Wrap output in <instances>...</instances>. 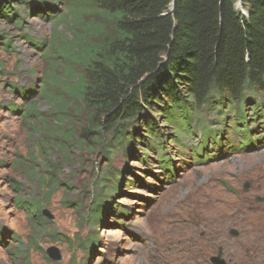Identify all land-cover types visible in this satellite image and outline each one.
Segmentation results:
<instances>
[{"label": "rangeland", "instance_id": "374dc122", "mask_svg": "<svg viewBox=\"0 0 264 264\" xmlns=\"http://www.w3.org/2000/svg\"><path fill=\"white\" fill-rule=\"evenodd\" d=\"M1 1L0 264H213L220 247L228 264H264V92L257 98L247 91L252 102L242 103L245 119L238 121L237 110L223 103L206 104L188 113L189 133L174 132L161 116L159 134L145 133L153 146L140 138L141 130L129 144L104 153L99 143L82 141L85 117L75 115L79 102L64 91L74 81L60 77L65 57L50 58L77 37L75 17L66 20L68 0H13L10 19ZM83 6L86 1L76 7ZM236 6L242 9L240 0ZM52 75L57 80L49 83ZM105 138V145L115 142ZM113 172L121 185L113 175L116 187L109 190L102 178ZM212 189L227 197V209L238 201L248 213H260L256 227L239 220L213 226L206 214L218 206L205 201ZM93 190L106 191L102 200ZM33 206L43 214L39 224L28 212ZM93 206L100 207L97 219ZM166 226L181 237L163 243ZM51 247L59 249V260L49 257ZM169 252L180 258L170 261Z\"/></svg>", "mask_w": 264, "mask_h": 264}, {"label": "trees", "instance_id": "16d2710c", "mask_svg": "<svg viewBox=\"0 0 264 264\" xmlns=\"http://www.w3.org/2000/svg\"><path fill=\"white\" fill-rule=\"evenodd\" d=\"M12 1H1L6 17L8 9H15ZM84 1L88 7H76ZM237 1L68 0L71 13L66 20L75 17L77 37L54 49L50 58L66 59L60 77L74 81L64 91L79 102L75 115L85 117L82 141L88 140L89 147L99 143L105 153L129 144V136L142 130L140 138L153 146L145 133L159 134L156 120L161 116L173 124L174 132L189 133L193 114L188 113L219 102L237 110L238 121L245 119L242 103L252 102L247 91L257 98L264 92V0H240L242 9ZM90 16H100L104 23L86 21ZM14 23L22 22L17 17ZM54 79L49 77V83ZM253 104L255 116L261 115L260 104ZM107 135L115 142L105 145ZM113 175L121 185L114 172L101 185L115 188L110 184ZM105 192L93 190V197L100 201ZM99 209L92 208L95 219ZM28 212L35 224L43 219L38 206Z\"/></svg>", "mask_w": 264, "mask_h": 264}, {"label": "bare ground", "instance_id": "6f19581e", "mask_svg": "<svg viewBox=\"0 0 264 264\" xmlns=\"http://www.w3.org/2000/svg\"><path fill=\"white\" fill-rule=\"evenodd\" d=\"M215 177V176H214ZM218 178V177H217ZM220 178V177H219ZM212 179V178H211ZM214 179V178H213ZM222 179H223V177H222ZM221 179V180H222ZM212 181V180H211ZM228 181H230V180H228ZM209 183V182H208ZM215 184V183H214ZM263 184V183H262ZM209 185V184H208ZM204 186V185H203ZM214 186V185H213ZM212 187V186H211ZM205 194H206V199H205V201L206 202H210V201H212L214 204H215V206L217 205L218 207L216 208V209H212L213 211L212 212H210L209 214L207 213L206 214V216L210 219V223L213 225V226H223V225H225V223H228V222H231V221H237V220H239V221H244L245 222V224L246 223H248L249 222V226H253L254 228L256 227L254 224H256L257 222H256V219L258 218V215L260 214H257L256 216H255V214L254 213H252V214H254V216H251L252 214L251 213H248L247 211H250L248 208V210H244L243 208H245V207H243V204L242 203H237L238 201H236L235 199V201H236V203H234V206L232 207V209H227L228 208V200L227 199H225V198H227V197H225L219 190H216V189H212V190H207L206 192H205ZM190 195V194H189ZM222 201H224V205L223 206H220V204H221V202ZM234 201V202H235ZM174 202V201H173ZM176 203V202H175ZM174 204V203H173ZM209 204V203H208ZM205 207L207 206V205H204ZM231 206V205H230ZM251 207H252V205H251ZM204 208V207H203ZM246 209V208H245ZM203 210V209H202ZM251 212V211H250ZM262 213V212H261ZM205 214V213H204ZM178 216H179V214H178ZM166 217V216H165ZM203 217V216H202ZM168 218V217H167ZM166 218V219H167ZM205 218V217H204ZM203 218V219H204ZM169 219V218H168ZM207 219V218H206ZM164 220V219H163ZM183 220V219H182ZM211 220L213 221V222H211ZM170 221V220H169ZM168 221V222H169ZM171 221H174V218L173 219H171ZM166 222V221H165ZM175 222H176V220H175ZM180 223H183V222H180ZM167 224V223H166ZM244 224V223H243ZM167 228V226L166 227H164V232H161V237L163 238V243H165V242H167V241H169V240H172V239H174V238H176V237H181L180 235V233H178V230H175V231H170L171 229H166ZM219 228V227H218ZM246 228V227H245ZM249 230H247V232H248ZM180 232V231H179ZM183 233V232H182ZM180 234V235H179ZM185 234V233H184ZM252 236V238L251 239H254V234H251ZM246 236V235H245ZM183 237V236H182ZM187 237H188V234H187ZM246 238V237H245ZM250 238V237H249ZM261 238V237H260ZM185 239H186V237H185ZM184 239V240H185ZM260 240V239H259ZM262 240V239H261ZM254 241V240H253ZM264 241V240H263ZM260 242V241H259ZM173 243V242H172ZM184 243H185V241H184ZM183 244V243H182ZM253 244V243H252ZM259 246V245H258ZM258 249V248H257ZM191 250V249H190ZM239 250V249H238ZM255 251V250H254ZM252 252V251H251ZM165 255H166V257H168V256H171V259H169L170 261H172V262H174L177 258H180V257H178V256H180V255H176L174 252H169V254H167V253H165ZM182 255V254H181ZM257 256V255H256ZM256 259V258H255ZM254 261V260H253ZM180 262V261H179ZM176 263H177V261H176ZM180 264V263H179ZM182 264V263H181ZM190 264H196V263H194V262H191ZM259 264V263H258Z\"/></svg>", "mask_w": 264, "mask_h": 264}, {"label": "water", "instance_id": "95a60500", "mask_svg": "<svg viewBox=\"0 0 264 264\" xmlns=\"http://www.w3.org/2000/svg\"><path fill=\"white\" fill-rule=\"evenodd\" d=\"M251 186V182H246L245 184V189H248L249 187ZM230 232L233 234V235H239L238 231L236 229H231ZM48 253H49V256L55 260H59L61 258V255H60V251L55 248V247H51L48 249ZM211 262L213 264H227V262L223 259V251H222V248L220 247L219 248V252L216 256H213L211 258Z\"/></svg>", "mask_w": 264, "mask_h": 264}]
</instances>
